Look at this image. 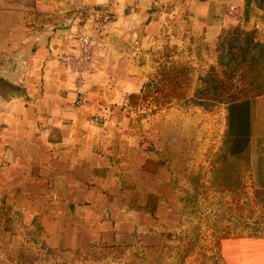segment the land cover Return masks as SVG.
<instances>
[{"label":"rangeland","instance_id":"obj_1","mask_svg":"<svg viewBox=\"0 0 264 264\" xmlns=\"http://www.w3.org/2000/svg\"><path fill=\"white\" fill-rule=\"evenodd\" d=\"M37 1L0 0V79L7 75L6 69L14 65L8 56L11 50H19V45L25 44L22 40L25 33L36 28L40 15L36 11ZM227 1L223 3L228 4ZM241 5L242 16L238 25L244 23V0ZM229 9L228 6V12H223L219 19L230 16ZM260 15L261 11L254 10L249 28L256 26L259 38L264 41ZM186 25L185 44L180 49L170 40H163L159 49L148 52V59H141L140 62L148 66L146 82L158 67L154 54L166 46L175 49L178 60L190 63L197 70L207 71L211 66H217L223 33L238 26L230 28L228 24L211 43L205 41L211 53L204 52V61L200 62L195 50L205 35H192L189 19ZM171 108L180 113L181 122H171V128L164 130L163 125L168 121L166 115ZM171 108L154 114L145 103L132 106L129 96L127 102L116 105L111 114L103 113L107 121L110 117L116 118L122 129L132 127L137 131L131 138H121V144L139 150V155L145 152L172 174V188L160 189L158 201L124 200L126 193L122 194L121 188L131 185L121 184L123 178L117 179L113 191L107 192L101 184L73 186L75 199L56 200L51 184L42 185L33 180L31 184L21 183L23 179H19V170L10 169L9 144L5 142L8 132L0 130V264H181L180 238L185 230L195 226H201L200 241L183 264H213L215 261L264 264V239L219 240V237H213L214 231L221 228L230 231V221L219 227L212 225L215 213L225 214L230 219V176L231 182L237 180L235 183L240 185L237 197L242 194L246 218L251 222L264 219V210L256 201L257 192L264 190V97L245 106L233 104L228 109L223 105L211 111L196 106L188 111L176 105ZM240 112L249 116L247 125L250 123V127L244 133L236 126L230 128V118H237ZM152 132L159 134L160 138L154 139ZM242 151L248 153L249 161L235 156ZM224 156L226 163L223 165ZM136 166L132 163V167ZM123 171L128 173L130 169L120 168V172ZM193 175L200 182L197 205L188 203L189 194L194 193L190 181ZM148 180L146 177L141 180L144 184L138 185L140 180L132 177L130 181L134 184L131 187L146 193L151 187ZM67 188L65 185V191ZM89 190L95 195L89 196ZM139 202L141 205H137ZM126 205L136 210L127 212ZM130 217L132 226L120 229ZM34 220L39 228H33L29 233L24 228L32 227ZM118 229V235L125 230L130 232L135 237L131 241L136 244L117 238Z\"/></svg>","mask_w":264,"mask_h":264},{"label":"crops","instance_id":"obj_2","mask_svg":"<svg viewBox=\"0 0 264 264\" xmlns=\"http://www.w3.org/2000/svg\"><path fill=\"white\" fill-rule=\"evenodd\" d=\"M224 1L38 0L36 11L40 15L36 28L25 33L22 39L25 44L19 45V50H11L8 56L14 65L6 69L7 75L2 79L20 92L8 87L0 92V130L8 132L5 142L9 144L10 169L19 170L21 183L51 184L54 199L70 201L77 197L73 193L75 186L101 184L108 192L116 190L113 187L117 179L123 178L121 184L133 186L132 177L140 180L138 185L144 184L141 180L147 177L151 187L146 193L124 187L121 188V193H126L124 200L158 201L160 189L172 188V174L167 167L145 152L139 155V150L120 143L121 138H131L137 132L132 127L122 129V124L113 117L106 124L95 125L92 116L111 114L116 105L140 93L148 67L141 59H148V52L159 49L163 40H170L180 49L185 44L187 19L190 33H203L208 43L228 24L230 28L238 25L242 0H229L228 4ZM80 6L109 7L113 15L104 46L94 53L86 74L83 91L87 101L81 107L75 103V68L60 59L63 55L79 53L76 10ZM228 6L230 16L219 19L223 12H228ZM175 111L169 109L164 130L171 128V122H181L180 113ZM151 134L154 139L160 138L159 134ZM132 163L137 166L132 167ZM127 167L128 173L120 172V168ZM65 185H68L66 191ZM88 193L91 196L95 192ZM126 206L127 212L136 210ZM69 208L73 210V206ZM126 221L120 229L132 226L131 217ZM118 231L117 238L136 244L131 241L135 237L130 232L125 230L118 235Z\"/></svg>","mask_w":264,"mask_h":264},{"label":"trees","instance_id":"obj_3","mask_svg":"<svg viewBox=\"0 0 264 264\" xmlns=\"http://www.w3.org/2000/svg\"><path fill=\"white\" fill-rule=\"evenodd\" d=\"M244 2V23L223 33L217 66H211L207 71L197 70L190 63L178 60L175 49L166 46L162 51L154 54L158 67L140 93L130 96L131 105L135 107L145 103L154 114L173 105L185 111L195 106L211 111L219 105L226 106L227 109L233 104L245 106L254 99L264 97V41L259 38L256 26L249 28L256 9L262 12L259 19L260 24L264 26V0H244ZM205 41L206 38L201 37L195 50L200 62L204 61V52L207 55L211 53V48ZM243 115L245 113L240 112L237 118H230V128L236 126L244 133L245 129L250 127V123L247 125L249 116ZM235 156L238 159L250 160L248 153L246 155L244 151ZM225 158L226 156L223 158V165L226 163ZM191 179L194 193L189 194L191 196L188 203L197 205L200 182L194 175ZM235 182H231L230 176V219L225 214L211 215L214 218L212 225L215 227L230 221V231L227 228L215 230L213 237H219V240L264 239V219L251 222L246 218L243 212L242 194L237 197L240 194V185ZM256 201L264 210V190L257 192ZM33 228L36 230L39 228L36 220L32 222V227L24 229L30 233ZM240 228L241 231H238ZM201 234V226L184 231L178 246L183 254L181 264L194 251ZM213 264H223V262L215 261Z\"/></svg>","mask_w":264,"mask_h":264},{"label":"built area","instance_id":"obj_4","mask_svg":"<svg viewBox=\"0 0 264 264\" xmlns=\"http://www.w3.org/2000/svg\"><path fill=\"white\" fill-rule=\"evenodd\" d=\"M79 25V53L61 56L65 65H71L77 73V98L76 105L81 107L86 104V95L83 91L86 74L93 61L94 53L101 49L105 43L108 27L112 23L113 15L109 7L97 9L92 6H80L76 10ZM92 120L95 124H106L104 115L96 114Z\"/></svg>","mask_w":264,"mask_h":264},{"label":"water","instance_id":"obj_5","mask_svg":"<svg viewBox=\"0 0 264 264\" xmlns=\"http://www.w3.org/2000/svg\"><path fill=\"white\" fill-rule=\"evenodd\" d=\"M115 44L119 45L118 43H115ZM4 87H8L9 89L13 90L14 92H20L19 89L14 88V87L11 88V85H9L7 82H5L2 79H0V92L4 91L3 90Z\"/></svg>","mask_w":264,"mask_h":264}]
</instances>
